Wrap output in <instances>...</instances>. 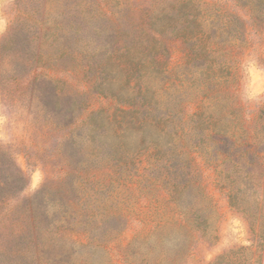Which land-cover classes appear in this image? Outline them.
Instances as JSON below:
<instances>
[{
  "label": "rangeland",
  "instance_id": "1",
  "mask_svg": "<svg viewBox=\"0 0 264 264\" xmlns=\"http://www.w3.org/2000/svg\"><path fill=\"white\" fill-rule=\"evenodd\" d=\"M193 1L195 37L164 38V72L145 62L137 80L113 52L127 14L162 0H0V264H213L242 247L264 264V0Z\"/></svg>",
  "mask_w": 264,
  "mask_h": 264
},
{
  "label": "trees",
  "instance_id": "2",
  "mask_svg": "<svg viewBox=\"0 0 264 264\" xmlns=\"http://www.w3.org/2000/svg\"><path fill=\"white\" fill-rule=\"evenodd\" d=\"M197 9L198 8L195 7V3L193 0H172L170 2L167 0H162V5L156 7L154 11L147 10L137 12L132 11L131 13L129 12V14H127V28L124 32V35L127 38V44L121 43L113 52L114 56H116L117 58L128 56L129 58H132V60L136 59L137 63L135 64V73L137 74V80L143 78L142 71L144 68L143 63L145 62H147L149 67L145 68L144 71L146 72L149 70L150 75H152L153 77H157L162 72H164V62H162L161 59L166 55V50L162 47V40L164 38H174L179 39L184 43L190 42L196 35L195 22ZM210 13V10L205 9H199L198 11L200 19L198 25L200 29L197 31V34L200 35V38L203 40L210 37L205 30L206 23L209 22V20H211L212 18V15ZM217 18L220 19L219 16H217ZM114 21L117 24L116 18L114 19ZM231 24V20L226 18L222 23L220 29L218 28V33H221V35L227 33L231 35L227 38L236 39L239 36L237 34V28H235V31L232 30L233 28H231ZM116 29L119 30L118 24ZM219 35L220 34H213L212 37H219ZM122 52L124 53L122 54ZM115 70L116 72H123L125 76H128L127 66L121 67L120 65H117L115 67ZM100 75H102V78L98 85L104 87V89L108 91L109 95L116 99L118 104L122 106L129 105L130 100L126 93L118 92L116 94H112V92H109V89L111 88L109 82L107 83V79L108 76L111 75V72L103 68L100 71ZM146 91H142L141 89H139L137 92L138 96L140 97L138 103H140L141 106H143L144 104V95ZM121 132L122 131L120 130L119 134H121ZM191 223V227L198 228L202 222L194 220ZM254 223L255 222H250L252 227L254 226ZM260 224L262 227H264L263 222H260ZM76 234L77 232H73L72 230L66 232L64 230V233H62L61 237L72 243H79V240L84 238H86V244L92 245L93 243L97 242V240H89L87 236H78ZM150 237L151 235H147L141 239L136 238L135 240H138L141 244L145 245L148 244V240ZM156 238H158V236H156ZM158 239L161 243V238ZM97 244L100 245L102 243L97 242ZM147 246H149V244ZM263 246L264 232H261L259 236H256L254 245H252V247H256L259 251H262L264 249ZM151 251L152 249L150 248L148 254ZM254 254L255 253L250 249L242 247L219 256L218 258H216L213 264H217L223 261H226L228 264H255L251 262L253 261L252 255ZM67 257H71V255ZM177 257V255L171 256L169 258L170 262L178 263ZM161 262L162 259L159 257L147 256L145 258V264H160Z\"/></svg>",
  "mask_w": 264,
  "mask_h": 264
}]
</instances>
